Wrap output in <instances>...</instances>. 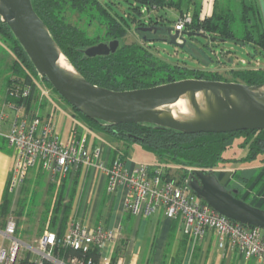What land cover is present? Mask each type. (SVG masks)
I'll return each mask as SVG.
<instances>
[{"label": "trees", "instance_id": "16d2710c", "mask_svg": "<svg viewBox=\"0 0 264 264\" xmlns=\"http://www.w3.org/2000/svg\"><path fill=\"white\" fill-rule=\"evenodd\" d=\"M32 3L74 66L93 84L109 89L129 90L152 87L185 78L228 80L213 68L188 66L168 61L153 48L156 40L169 42V28L165 27V18L162 13L167 9L177 10L179 16L185 13L191 14L192 22L187 24L185 30L193 32V35L188 39H199L198 37L201 36L197 34L202 33L209 42L208 45L210 42L220 43L233 40L244 45L257 44L260 48L259 52L264 53V0H261L260 4L256 0L251 3L247 0H214L212 14L205 17L201 15L203 0H32ZM75 13L79 14L80 19H85L88 27L96 25L94 35H91L89 30L79 23L73 22L72 16ZM131 35L141 40L127 41ZM0 36L3 44L14 55L10 65L11 74L7 80L8 87L15 83H32L34 85L32 97L28 100H16L18 104H24L26 109H33V102L34 100L36 102L39 95L36 79L41 78L40 74L12 29L1 17ZM111 39H119L121 42L115 53L93 58L84 54L83 49L86 47ZM187 43L189 42L186 41L184 48H191L192 46L190 47ZM230 59L227 60L223 56L218 59V63L229 65L233 60ZM253 62L249 60L247 64L233 67L231 73H233L234 81L247 84L263 83L264 69L252 65ZM46 83L57 92L50 82L46 81ZM8 92L7 88V95ZM74 111L88 129L111 133L121 142L133 141L129 135L136 136L135 141L141 142L157 155V164L152 166L164 167L167 177H171L172 174L171 163L180 168L176 175H187L186 170L190 168L194 171L202 170L208 174L216 173V170L221 169L229 160L254 161L259 155H264V130L184 133L167 127L157 128L149 123L110 125L90 119L76 108ZM236 136L243 139L240 145L246 149L247 153L240 157H226L225 152L234 143ZM127 155V150H123L121 144L114 145L112 156L114 160L119 159L125 163ZM235 176L239 180L244 178L240 170H237ZM247 180L244 190L237 188L239 191L236 196L250 202L248 200L252 199L253 193L252 191L246 193V191L254 178L250 177ZM24 186L17 211L19 215L25 214L27 209L24 200L28 198L29 184L24 183ZM226 186L231 189L232 185ZM64 187L65 184H62L57 190L56 204L51 218V229L55 230L59 225L61 234L66 230L71 217L70 203H67L65 209L61 211L65 195ZM250 203L264 208V201L260 204L257 200ZM12 205L13 194L8 187L0 206V219L3 221L7 219L12 212ZM48 209L49 206H46L43 219L47 216ZM188 238L189 236L184 234L179 254L185 253ZM116 252L119 253V250ZM55 253L63 258L70 255H81L78 250L60 246L55 247ZM91 255L98 258L96 251L91 252ZM117 256L118 254H115V260ZM178 257L182 256L178 255ZM15 264L39 263L27 255L21 257ZM42 264L53 263L45 260Z\"/></svg>", "mask_w": 264, "mask_h": 264}, {"label": "built area", "instance_id": "2783aa9c", "mask_svg": "<svg viewBox=\"0 0 264 264\" xmlns=\"http://www.w3.org/2000/svg\"><path fill=\"white\" fill-rule=\"evenodd\" d=\"M213 3L214 0H203ZM206 12V11H205ZM204 12V14H205ZM202 17L203 15L202 11ZM192 22L190 13L179 16L175 29L185 30ZM174 32V31H173ZM178 41L182 42L181 38ZM243 64L247 61L243 60ZM39 88L38 100L49 90ZM8 100L0 105V135L15 149V162L10 179V191L15 193L33 167L47 171L52 181L60 183L68 174L82 166H91L100 155L99 148H92L86 132L74 127L66 141L56 131L52 118H45L36 110L19 113L24 104L16 99L28 100L34 94L32 83H15L8 87ZM4 106L17 110L11 126L3 130L8 114ZM108 176V191L114 192L120 185L127 186L126 210L135 216L149 217L162 209L166 217L180 221L183 233L194 242H203L210 231L216 233L220 248L235 247L245 259L253 258L257 264H264V229L243 224L230 219L214 209L190 186L191 174L166 176L164 167L138 164L129 170L119 159L111 165H103ZM7 216L5 227L0 230V264H15L21 257H29L42 264L50 260L53 264H133L121 254L115 260L117 242L121 228L106 227L103 224L87 226L80 220L69 222L61 234L59 229L48 228L32 241H24L18 236V220L13 214ZM71 248L81 255L63 258L55 253V247ZM96 251V259L91 252Z\"/></svg>", "mask_w": 264, "mask_h": 264}, {"label": "water", "instance_id": "95a60500", "mask_svg": "<svg viewBox=\"0 0 264 264\" xmlns=\"http://www.w3.org/2000/svg\"><path fill=\"white\" fill-rule=\"evenodd\" d=\"M0 17L9 25L42 78L74 108L110 125L149 123L184 133L264 130V82L185 78L152 87L114 90L90 82L65 55L32 0H0ZM169 42L184 47L193 32L168 29ZM197 36L204 37L202 33ZM182 39V42L178 41ZM119 39L83 49L87 57L108 56ZM133 140L136 136L129 135ZM190 186L219 213L264 229V208L230 190L215 173L195 170Z\"/></svg>", "mask_w": 264, "mask_h": 264}, {"label": "crops", "instance_id": "0c3cea01", "mask_svg": "<svg viewBox=\"0 0 264 264\" xmlns=\"http://www.w3.org/2000/svg\"><path fill=\"white\" fill-rule=\"evenodd\" d=\"M213 4L214 2H203V14L207 10L204 16L212 14ZM8 98L9 97L7 95L6 88V90L3 91L0 95V105H3V103H5ZM51 98L53 99V97ZM51 98H49L46 104L43 103V107H40L41 104L40 106L37 105L34 100L33 109L20 107L19 113L23 114L27 110H37L40 115H42L41 110H45V108L48 107V105L51 103ZM38 101L39 103H41L40 100ZM14 102L18 104L17 100H14ZM4 108L8 114V118L6 120V123L3 124L2 128L3 130H6L11 126L13 120H15L17 110H15V108H10L7 106H4ZM70 114L72 116V123L70 128H67V130L62 129L60 131L57 130V127L55 126L56 131L61 135L62 141H66L68 139L71 130L76 126L79 128V131L81 133H87L90 146L92 148H99L100 155L98 158H96V162L93 165L82 166L78 171L68 174L64 179L61 180L60 183L52 181L49 173L47 171H44L42 168L33 167L29 170L28 177L25 179V181L27 180L26 183L34 187V192H38L40 198L41 194L43 193V209L40 210L38 217L35 216L38 219L36 220V218H34L33 227L35 228L31 227V230L28 231L29 234L25 233V237L27 239L23 240L27 242L32 241L34 237L42 235L44 231H46L48 228H51V218L56 204L57 190L60 189V186H62V184H65V195L61 211L65 209V205L67 203L71 204V217L69 219V222H71L72 220H80L90 227L97 226L98 224H103L106 227L121 228L120 238L117 242V245H115L116 251L119 250V253L115 252V254H122L127 261L132 262L133 264H138V255L136 252H138L141 247L142 236L145 233L146 228L148 227L147 219L153 215H157L160 219V221L156 224V231H158L159 233H157L160 234L157 250L160 251H157L159 252V254L156 261H154L152 257H149L148 264H177L174 257L180 255L179 253L182 247L184 233L181 238H177L174 241V245L172 248L173 250L171 252L173 258H169V262L164 259V251L165 248H167V245H169L168 239L170 238L172 230L177 227L179 231H183L180 222L179 226H176L174 224V220L166 217L162 209H159L149 217L135 216L129 213L125 208V199L128 191L127 186L120 185L114 192H109L107 188L108 176L103 169V165H111L114 160L112 157L114 145H122V142L118 141L115 137L109 141H102L101 139L97 140L99 135L96 136L95 134L99 131L93 132V135L91 130L87 128L84 121L79 116H77L75 111L70 110ZM130 155L131 153L125 161V166L129 170H132L133 167L141 163L129 159ZM263 158L264 156L260 158V162L258 163L251 161L255 164H249L248 166L243 163L238 165L237 167L232 166L227 167L226 169L216 170V175L225 185L231 184L234 188H242L241 190H244V188L246 187L245 181H248V178L253 177L254 180L246 191V193L252 191L253 197L248 201L255 202L257 200V203L260 204L262 201H264ZM14 162V147L11 146L8 141L0 135V206L3 201L6 188L10 187V179L14 167ZM146 163H149L150 165L157 164L156 161L154 163ZM237 170L241 171V175L244 177L243 179H236L235 175ZM24 183L18 190H16L15 193H12V209H15V211L18 208V202L20 201L22 193L24 191ZM256 185H260V188L257 191L254 188ZM46 206H49V209L47 216H45V219H43ZM162 216L164 217L163 220ZM5 223V219L4 221L3 219H0V230L5 227ZM32 229H34L33 233L31 232ZM56 229H59V225H57ZM19 230L20 226H18V236L22 239L23 235L19 233ZM156 237L157 235L155 236V238ZM136 238H138V240H136ZM136 241L139 242L137 249L134 246V243ZM159 246H161L160 249ZM185 252H187V250ZM212 253H214L215 255H219V264H222V262L223 264H257L256 260L253 258L245 259L242 255H240L239 251L235 247L230 246L225 249L220 248L216 233L210 231L205 240L203 242H200L197 256L200 257V259L202 258L203 260H206L207 257L209 258L211 256ZM215 257L217 258L218 256ZM179 264H187V262Z\"/></svg>", "mask_w": 264, "mask_h": 264}, {"label": "rangeland", "instance_id": "374dc122", "mask_svg": "<svg viewBox=\"0 0 264 264\" xmlns=\"http://www.w3.org/2000/svg\"><path fill=\"white\" fill-rule=\"evenodd\" d=\"M253 0H247L248 3H251ZM259 4L261 3V0H256ZM207 11V10H206ZM164 18H165V27L166 28H172L173 31L175 32V24L176 20L179 19V12L175 9H167L165 11H162ZM206 14V12H205ZM203 14V15H205ZM73 22L79 23L81 26L87 28L89 30V33L91 35H94L96 33V25H91L88 27L86 25L85 19H80L79 14L75 13L72 16ZM176 21V22H175ZM199 39H187V43L191 48H184V47H178L174 44H171L168 41L164 40H156L153 44V48L156 49L160 56L167 59L168 61L171 62H178L181 64H186L188 66H199V67H207V68H213L216 71H219L223 76L228 78L229 81H234V76L233 73H231V70L233 67H239L244 65L242 63L243 60L249 61L253 60L254 62L252 65L262 67L264 69V53L259 52L260 48L259 45L253 44V43H247V44H242L241 42H236L233 40H227L224 42H210V45H208L207 39L204 37H198ZM135 39H139V37H136L134 35H131L127 38V41H133ZM255 55V56H253ZM225 57V59L229 60L232 58L231 64L227 65L224 63H218V59L221 57ZM14 59L13 53H11L10 49L3 44L0 36V95L2 94L3 91L8 88V78L10 77V65L12 64V61ZM231 60V59H230ZM251 65V66H252ZM254 67V66H253ZM41 78H37V84L41 88V91L43 89L49 90V93L46 94V96H43V99L41 103L39 101H36V104L43 107V103L46 104L49 98L53 97L51 100V103L48 105L45 110H41L42 115L45 118H52L54 121L55 126L57 127V130H67V128H70L71 123H72V116L70 114V110L74 111L73 106L68 103L65 99H63L57 92H55L51 87H49L44 79H42V76L40 75ZM55 99V100H54ZM91 132H95L96 130L90 129ZM94 135V133H93ZM96 136L99 135L97 140H105L109 141L112 138H114V135L111 133H105V132H96ZM236 140L234 143L226 150L225 156L234 158V157H240L244 156L247 152L246 149L241 147L240 142L243 140L240 138V136L235 137ZM122 149L127 150L128 155L131 153L129 159H132L136 162L139 163H144V164H149L146 162H151L154 163L155 161H158L157 155L147 149L141 142L139 141H124L122 142ZM264 155H259L258 159L256 161H253L255 163L260 162V158L263 157ZM255 164L252 163L251 161H234V160H229L226 162V165H223L221 169H226L227 167H232L235 166L237 167L240 164ZM170 171H179L180 168L171 163L170 164ZM188 174H193L194 169L190 168L186 170ZM258 173V171H257ZM256 173V174H257ZM216 174V173H215ZM27 181V180H26ZM25 181V183H26ZM231 186V185H229ZM232 187V186H231ZM233 188V187H232ZM255 190L257 191L260 188V185H256ZM31 192V194H30ZM43 194V193H42ZM42 194L41 198L38 195V192H34V187L29 185V194L27 195L28 198L24 200L25 205L27 206L26 211H29L25 214L19 215L17 214V211L19 208L14 211L15 217H17L20 230L19 233L23 235L22 239H27L25 237V233H28V231L31 230V227H33L34 223V218L36 220L38 219V214L41 209H43V202H42ZM21 200V199H20ZM17 206V205H16ZM19 206V202H18ZM37 216V217H35ZM158 217V218H157ZM157 218V220H156ZM161 218V217H160ZM164 217L162 216V220ZM160 221L159 216L153 215L147 219L148 222V227L145 230V233L142 236V242H141V247L137 253L138 255V264H148L149 262V257H152L154 261H156L157 256L159 254L160 250H157L158 248V239L160 234L159 232L156 231V224ZM178 220H174V224L176 226H179ZM35 228V227H33ZM51 229V228H50ZM32 229V233H33ZM158 232V233H157ZM29 234V233H28ZM157 237L155 238V236ZM183 235V231H179V229L176 227L172 230L170 238L168 239L169 245H167V248H165L164 251V259L169 262V258L172 257V248L174 245V241L177 238H181ZM3 238L2 235L0 234V243L2 242ZM138 240V238H136ZM195 240L188 238V245H187V252L180 254L182 257H174L175 262L177 264L179 263H186L187 264H219V255H215L214 253L211 254V256L206 260H203L202 258L197 256V252L199 251V245L200 242H194ZM139 245V242L136 241L134 243L135 248L137 249ZM161 246H159V249ZM162 255V254H161ZM215 256H218L217 258ZM173 258V257H172ZM171 258V259H172ZM223 264V262H222ZM226 264V263H225ZM254 264V263H253Z\"/></svg>", "mask_w": 264, "mask_h": 264}, {"label": "flooded vegetation", "instance_id": "af4514ba", "mask_svg": "<svg viewBox=\"0 0 264 264\" xmlns=\"http://www.w3.org/2000/svg\"><path fill=\"white\" fill-rule=\"evenodd\" d=\"M232 189H234V187H233V188L231 187V189H230V190H232Z\"/></svg>", "mask_w": 264, "mask_h": 264}]
</instances>
